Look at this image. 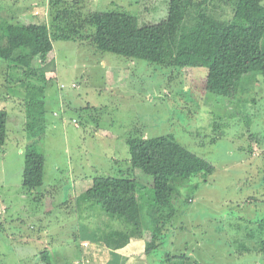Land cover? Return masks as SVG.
Masks as SVG:
<instances>
[{
    "label": "rangeland",
    "instance_id": "1",
    "mask_svg": "<svg viewBox=\"0 0 264 264\" xmlns=\"http://www.w3.org/2000/svg\"><path fill=\"white\" fill-rule=\"evenodd\" d=\"M49 1L0 0V18L48 22ZM80 1L85 13L127 12L141 26L168 16L169 0ZM232 10L227 0L210 6L224 22ZM1 38L0 31V46ZM49 58L40 80L27 79L0 56V110L9 115L8 138L0 146V264H83L91 249L94 255L103 251L101 240L82 246L81 229L89 227L121 230L116 252H133L139 244L140 253L126 256L124 264H264V253L256 250L260 240L246 239L264 236L258 229L264 221V76L248 94L231 99L207 92V68L131 61L77 41L55 42ZM42 103L46 124L36 149L46 159L45 177L41 187L29 189L23 173L34 139L25 127L26 107L40 114ZM169 135L214 172L179 184L175 214L171 207L160 213L170 219L159 222L160 245L146 253L134 227L82 195L96 178L135 179L142 222L149 225L154 181L132 168L129 141ZM243 244L251 251L242 252Z\"/></svg>",
    "mask_w": 264,
    "mask_h": 264
},
{
    "label": "trees",
    "instance_id": "2",
    "mask_svg": "<svg viewBox=\"0 0 264 264\" xmlns=\"http://www.w3.org/2000/svg\"><path fill=\"white\" fill-rule=\"evenodd\" d=\"M78 1L82 3L50 0V21L44 23L0 18V56L21 68L27 79L43 80L41 67L50 60L55 42H89L101 52L131 61L144 60L168 68H207V92L231 99L248 94L257 87L258 77L264 76V0H227L234 10L231 21L225 22L210 13V6L217 0H169L165 19L142 26L136 16L127 12L85 13ZM38 105L43 107L40 114L26 107L25 127L34 139L25 156L23 173V185L29 189L41 187L45 177L46 159L36 145L44 134L46 121L44 104ZM8 117L6 110H0V146L8 138ZM129 145L132 168L154 181L150 224L142 222L140 188L135 179L96 178L82 198L101 205L112 219L134 227L136 236L145 240L147 253L160 245L163 228L159 222L170 219L160 213L171 207L172 216L175 214L173 204L179 184L198 175L213 174L214 166L172 135L131 139ZM258 229L264 235V221ZM246 237L247 241L260 240L256 250L264 253V236L257 239L252 233ZM241 251L247 253L251 249L243 244ZM181 258L187 259L185 255Z\"/></svg>",
    "mask_w": 264,
    "mask_h": 264
},
{
    "label": "crops",
    "instance_id": "3",
    "mask_svg": "<svg viewBox=\"0 0 264 264\" xmlns=\"http://www.w3.org/2000/svg\"><path fill=\"white\" fill-rule=\"evenodd\" d=\"M86 229L87 230H85L84 228L81 229V236H84V241L96 240V242H98L99 240H101L102 245L100 247H103V251L94 255V248L91 249L87 254H84L85 260L83 264H124L126 256H135L140 253L138 243L135 244L133 252L128 251L126 247L123 250L121 249L122 251L118 252H116V250H113V248H118L120 240H123V236H120L121 230L104 228L102 229L96 227H89ZM84 241L82 242V246L84 248H90L91 244ZM123 251L127 252L123 253Z\"/></svg>",
    "mask_w": 264,
    "mask_h": 264
},
{
    "label": "built area",
    "instance_id": "4",
    "mask_svg": "<svg viewBox=\"0 0 264 264\" xmlns=\"http://www.w3.org/2000/svg\"><path fill=\"white\" fill-rule=\"evenodd\" d=\"M75 86V85H74Z\"/></svg>",
    "mask_w": 264,
    "mask_h": 264
}]
</instances>
